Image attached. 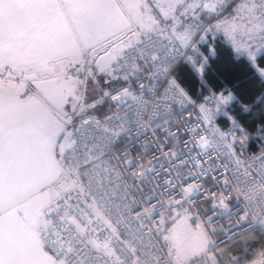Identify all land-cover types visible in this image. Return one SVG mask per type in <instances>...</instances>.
<instances>
[{
    "label": "snow or ice",
    "instance_id": "snow-or-ice-1",
    "mask_svg": "<svg viewBox=\"0 0 264 264\" xmlns=\"http://www.w3.org/2000/svg\"><path fill=\"white\" fill-rule=\"evenodd\" d=\"M221 31L264 85V0H0V264H222L225 243L236 249L228 264H264V146L243 161L249 126L229 114L235 102L264 125V94L254 113L235 90L194 100L175 75L183 48L202 77L217 53L201 59L198 44ZM53 82L59 103L50 118L41 86ZM109 100L134 108L147 127L168 123L166 136L175 135L173 105L198 108L179 145L188 151L163 149L176 176L159 160L127 175L134 162L110 150L143 133L127 112L101 121L87 111ZM217 115L227 130L215 126ZM189 165L195 175L185 179L179 172ZM169 217L173 225L198 218L195 243L178 246ZM218 217L231 225L222 239Z\"/></svg>",
    "mask_w": 264,
    "mask_h": 264
},
{
    "label": "trees",
    "instance_id": "trees-1",
    "mask_svg": "<svg viewBox=\"0 0 264 264\" xmlns=\"http://www.w3.org/2000/svg\"><path fill=\"white\" fill-rule=\"evenodd\" d=\"M200 58L203 59L210 49L216 50V55L208 58L205 73L201 77L195 73L191 64L180 63L176 67V78L195 100H201L211 96L212 92L220 91H236L237 100L243 96L252 105L253 112L259 107V97L264 94V85L256 77L253 69L249 67L247 61L243 57H236L234 49L226 42L221 34L213 32L209 33L205 40L199 44ZM231 113L245 120L248 124L249 132V149L253 152H260L264 146V140L260 138V129L264 125L259 120L253 123L248 118V114L240 111V105L233 103L229 105ZM112 111V106L107 101L94 109V113L98 115L107 114ZM217 124L224 129L230 127V122L225 117H216ZM256 236V234H253ZM250 244H255L259 248L258 236L255 239L249 238ZM224 252L228 253V249L236 251L233 245L224 244L221 246Z\"/></svg>",
    "mask_w": 264,
    "mask_h": 264
},
{
    "label": "built area",
    "instance_id": "built-area-1",
    "mask_svg": "<svg viewBox=\"0 0 264 264\" xmlns=\"http://www.w3.org/2000/svg\"><path fill=\"white\" fill-rule=\"evenodd\" d=\"M207 27V25H205ZM203 31L201 30L199 32V36H202ZM155 39V37H154ZM198 48L200 50L199 44ZM181 55L177 58L176 67L180 63H188L190 64L186 59H184V53L185 51L191 52V49H179ZM177 79V78H176ZM153 83H156L155 81ZM177 83L180 87L182 85L177 80ZM183 88V87H182ZM184 89V88H183ZM193 98V97H192ZM145 99H148V97H145ZM152 99H155L153 96ZM194 99V98H193ZM195 100V99H194ZM110 105L112 106V102L108 101ZM119 111V114L121 116H124L125 112L128 113V115L132 119V126L134 128H138L139 132H142L143 135L140 136L138 133H133L131 137L123 136L121 137L118 144H116L114 149L110 150V154L114 157L116 152H120L121 156H126L128 160H132L136 166V171L134 172H128V176H134L139 171V167L141 165L148 167L152 164H156L157 161H161L162 163H166L169 165V169L172 171L173 176L177 175V171L173 170V165L171 162L167 159V154L163 151L164 148L168 147L170 152L175 153H186L188 151L187 148L179 146L183 140L185 131H188L184 127L186 122H192L193 126L194 122L197 119L198 115V108H194L191 105H173L171 109V114L168 116V120L171 122V132L174 133V136H166L167 131L169 130V124L165 123L163 121H159L156 124H153L152 127H147V120L140 122L136 120L135 117V109H129L125 107L123 110L116 109L112 107V111L107 114L98 115L94 113V117L97 119H100L103 121L107 116L112 115L114 112ZM162 112H167L168 108L165 107L162 103L161 107ZM149 115H151V111L149 112ZM215 126L220 127L216 122V116L214 118ZM143 125V127H141ZM221 128V127H220ZM154 129H157L156 132H154ZM224 129V128H222ZM227 130V129H224ZM190 139V137H189ZM249 142L250 138L247 141V144L245 145V150L241 154V159L245 162L249 160L250 157L253 155H258L260 152H253L249 149ZM169 145H178L177 147H169ZM222 147V145L217 146V149L213 153V159H216V152L219 151V148ZM239 149V145L237 146ZM197 151H200L197 149ZM193 156H195V153H193ZM221 158H223L224 154L223 152H220ZM235 158H233L234 160ZM183 161L179 162L182 163ZM210 161L205 158V164L204 167L207 169V165ZM113 163H115V159H113ZM217 165H219V160H217ZM180 175L184 176L185 179H187L188 176L195 175V173L191 170V165H189L186 169H181L179 172ZM150 175V174H149ZM180 181L177 180L176 183H179ZM211 184H209V187ZM144 187H150V185L146 182ZM139 199V197H137ZM232 204L235 205L236 201L233 200ZM209 208L211 205L208 206ZM173 215H176L175 212L172 213ZM193 217H196V213L194 212ZM192 221V220H191ZM159 220L157 219L156 223H158ZM195 223H200V220L198 218L195 219ZM215 227L220 234V238L222 239L224 236V232L227 231L231 225L228 224V220L226 217H218L215 219ZM223 229V231H221ZM226 244V243H225ZM224 244H221L223 246Z\"/></svg>",
    "mask_w": 264,
    "mask_h": 264
},
{
    "label": "rangeland",
    "instance_id": "rangeland-1",
    "mask_svg": "<svg viewBox=\"0 0 264 264\" xmlns=\"http://www.w3.org/2000/svg\"><path fill=\"white\" fill-rule=\"evenodd\" d=\"M204 32L202 33V36H204ZM101 54L103 55V52L101 50ZM95 55V53H93ZM42 94L44 97V100L47 102L54 104L56 107L58 106L59 103V85L58 83H49L41 86ZM94 93L91 91V89L88 92V95L86 99L89 101L91 100L92 96ZM58 99V100H57ZM42 100V101H44ZM260 107H264V105H261ZM87 111L93 112L94 109H88ZM259 108L254 112L258 113ZM216 117H224L223 115H217ZM172 217H175V215L172 214ZM172 217H169L168 220V227L170 228H175L178 232V237H177V245L182 246L186 243H195V237L193 233L195 232V223H193L191 220L188 221V225L184 224L183 221H177L175 225L171 223ZM235 251H228V253L224 252L225 254L221 256V262L222 264H228L231 256L233 255Z\"/></svg>",
    "mask_w": 264,
    "mask_h": 264
},
{
    "label": "crops",
    "instance_id": "crops-1",
    "mask_svg": "<svg viewBox=\"0 0 264 264\" xmlns=\"http://www.w3.org/2000/svg\"><path fill=\"white\" fill-rule=\"evenodd\" d=\"M114 2L119 3L121 5H124V4H126L128 2V0H114ZM153 2H155V0H153ZM123 13H124V17L125 18H127L129 15L132 14L128 8H124L123 9ZM213 23H215V22H213ZM216 33L221 34L222 37L226 40V42L230 45L228 37L222 31L221 32H216ZM125 39H126V37H125ZM57 98H59V97H57ZM41 103L44 106V108L46 109V114L50 118H54L55 115H56L57 107L54 104H51V103L47 102L46 100L41 101ZM51 123H52L51 119L48 120V121H45V127L47 128L48 126H50ZM52 130L54 131L55 129L53 128Z\"/></svg>",
    "mask_w": 264,
    "mask_h": 264
}]
</instances>
